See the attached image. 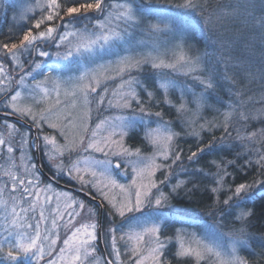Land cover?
Segmentation results:
<instances>
[{
    "label": "snow or ice",
    "instance_id": "1",
    "mask_svg": "<svg viewBox=\"0 0 264 264\" xmlns=\"http://www.w3.org/2000/svg\"><path fill=\"white\" fill-rule=\"evenodd\" d=\"M5 7L0 0V10ZM172 7L182 11L153 7L151 0H36L20 15L33 21L22 38L0 43V110L6 117L0 124V264H252L242 249L257 264L264 260V251L251 247L246 222L253 213L243 207L254 189H264V0H232L212 10L207 0H182ZM149 16L168 19L153 22ZM229 25L234 34L225 37L221 30ZM197 28L212 53L190 43ZM237 49L242 57L234 55ZM33 53L51 62L31 59ZM10 64L17 75L9 72ZM146 70L154 90L140 78ZM174 75L191 82L180 86ZM222 81L230 85L225 110L204 119L200 113L212 107L209 98ZM254 82L261 88L258 100L248 87ZM177 91L174 101L170 93ZM250 103L261 107L248 109ZM161 104L175 109L181 131L162 111H151ZM253 121L261 126L249 130ZM138 124L150 153L125 143ZM203 133L212 140L201 144ZM182 134L197 140L187 156L193 164L206 150L235 152L234 159L211 160L214 172L188 174L211 177L205 191L220 207L202 235L184 228L171 236L162 232L170 199L200 191L195 181L173 171L183 154L177 143ZM33 150L43 153L53 172L47 182ZM179 167L188 173L182 161ZM230 167L243 175L254 170L260 178L226 183L236 180ZM63 176L88 189L99 204L86 205L55 187ZM100 208L107 209L106 227L97 218ZM226 215L241 226L225 233ZM98 231L108 236L104 256L98 253Z\"/></svg>",
    "mask_w": 264,
    "mask_h": 264
},
{
    "label": "trees",
    "instance_id": "2",
    "mask_svg": "<svg viewBox=\"0 0 264 264\" xmlns=\"http://www.w3.org/2000/svg\"><path fill=\"white\" fill-rule=\"evenodd\" d=\"M181 2L182 0H151V5L156 8H170L171 11L175 13L182 10L176 9L172 6L175 4H179ZM201 2H203V0H201ZM230 2H232V0H207V7L208 10H212L215 8L225 7L229 5ZM157 18H159V16L148 17V19L152 21L156 20ZM228 29H229L228 31L221 30L222 34L225 37L233 36L234 29L232 28V26L229 25ZM219 34L220 33L212 34L213 39H215L216 36ZM190 35H191L190 43L194 46L195 50H198L200 53H203L205 51H207L208 53L213 52V48L208 47L210 43L209 39L206 37L204 33L200 31L199 28H197L195 32L190 33ZM234 55L242 57L244 53L242 50L237 49V51L234 52ZM176 80L181 81V84L183 85L186 81L188 83L191 82L188 81L187 78L182 76H178ZM222 83L224 86L222 88L218 87L217 90L209 98V103L212 105V107L211 108L206 107L200 113V115L204 119L212 120L214 117L219 118V112H217L216 109H219L220 112L225 110V106L229 100L227 93L230 88V85L228 84L227 81H222ZM152 84H153L152 81L148 83L149 88H151L150 85ZM248 87L249 89H251L250 94H254L255 98L258 100L261 91L260 85L254 82L250 84ZM171 94L173 96L174 101L178 99V95H179L178 91L173 92ZM260 107L261 105L258 103L256 104L250 103L248 105V109L251 110H255ZM166 108L169 109L167 110ZM161 110L164 113L165 120L173 122L174 130L177 129V131H181V125L177 123V116L175 109H172L168 106L165 107L162 106ZM3 119L5 118H0V122H2ZM201 122H203V120ZM237 126H239V124H237ZM260 126L261 125L257 121L250 122L249 130H255ZM202 135H203V141L200 142L201 144L212 140V134L203 133ZM214 135L218 138L222 135V132L220 130H217L215 131ZM233 136H235L234 132H233ZM177 143L179 144L180 148L183 149L181 161L183 162V168L188 169V173L181 171V168L179 167L181 161H178L177 165L173 166V171L175 173H178L181 176V178H190L191 180L195 181L199 185L200 191L196 195H185L182 193L181 195L173 196L170 199L169 206L163 210L164 214L168 217V221H167L168 226L165 229H163L162 232L165 235L171 236L173 235L175 229L184 228L187 231L202 234L206 231L205 229H207L208 226H212L214 220L218 218L220 207L213 205L212 200L209 199V193L205 191V189L212 183L211 177L205 175L189 176L188 174L192 173L196 169H203L204 172H214L215 169L209 166L211 160H220V159L231 160L235 158V152L225 149L224 151H219V152L214 151L212 153H209L206 150L204 154H201V159L199 160V162L193 164L187 160V156L190 154V151H194L196 149L197 147L196 138L191 136H185L182 134L181 137L178 139ZM226 143L231 145L233 141L232 139L226 137ZM241 163H243V161H237V164H241ZM46 170L49 173V175L52 177L53 176L52 170H50L49 168H46ZM229 171L232 172L233 176H236V180L235 182L228 180L226 181V183H240V182H244L245 180L250 181L253 178H260L259 175L254 170H249L246 175L238 173L231 167L229 168ZM44 180L46 182L48 181L46 179ZM56 180L78 189L75 185L62 180L59 177L56 178ZM165 191H168V189H165ZM253 191L255 193L253 200L251 202L244 204L243 207L245 210L250 209L253 213V215L246 222L247 232L249 234L251 247L252 249L255 250L256 253H261L262 251H264V249L262 250L259 246V244L264 243V189H254ZM75 195L79 196L78 194ZM223 198L226 197L222 196L221 199ZM83 199L86 201L87 204L96 205L95 203L85 198ZM227 210L230 209H226V211ZM240 210L241 209H236L237 212H239ZM106 211L107 209L103 208L102 224L105 227L108 224V217L105 215ZM145 211H147V209H145ZM210 212L212 213V215H209ZM184 218H188V221H184ZM240 226L241 225L236 222L235 216L226 215L222 230L225 233H228L236 228H239ZM102 234L104 236V239L106 240L105 238L106 233L102 232ZM169 248L171 249L172 245H169ZM245 251L247 250L244 249L241 250V252H245ZM247 254H249L248 251ZM169 257L171 259L170 255ZM247 258L252 262V264H257L256 258H254L252 255L249 254ZM173 264H177V262L173 261ZM259 264H264V260H260Z\"/></svg>",
    "mask_w": 264,
    "mask_h": 264
},
{
    "label": "rangeland",
    "instance_id": "3",
    "mask_svg": "<svg viewBox=\"0 0 264 264\" xmlns=\"http://www.w3.org/2000/svg\"><path fill=\"white\" fill-rule=\"evenodd\" d=\"M35 2H36V0H5L6 7H5V9L0 10V43L13 42V41L18 42L19 39L22 38L23 31H25L26 28L28 26H30L33 21H32L31 18H29L27 21H22L20 19V15L24 11L25 8H27L28 6L34 5ZM35 15L38 17L39 10H36ZM30 16H31V14H30ZM167 19H168V17H160L159 16V18H157L153 22H157V21L163 22V21H165ZM138 38H142V39H145V40L149 39L147 36H142V37H138ZM160 38L161 39H166L167 37H166V35L161 34ZM46 50L49 51V52L57 51V49H55L54 47H47ZM60 50L62 51V49H60ZM31 59L44 60L45 63H50L51 62L50 60H47L46 58H42V57L36 56L35 53H33V56L31 57ZM13 68H14V65L10 64L9 65V72L12 75H17V73L19 72V69H16L15 71H13ZM26 70H27V66H26ZM20 74L22 75L23 73H20ZM55 74L56 73H53V75H55ZM64 75H66V74H64ZM177 77L178 76L174 75L173 78L176 80ZM18 78H19V76H17V79ZM140 78H141L142 81L144 79L143 82L149 88L148 83H150L152 81L151 72L146 70L145 73L140 75ZM38 79H43V77L42 76L38 77ZM27 82L30 84L31 83V79L29 78ZM177 83H178V85L183 86V84H181V81H177ZM150 86H151V88H149V90H154L153 89V84L150 85ZM170 95H171V98L173 99V96H172L171 93H170ZM141 97L144 100L147 99V97L143 94V92H141ZM157 99H160V97L157 96ZM162 106L165 107V105H163V104H161L159 106H153V107H151V111H153V112L162 111L161 110ZM189 106L194 108V105H192V104H190ZM134 107H135V105H134ZM166 109L168 110L169 108H166ZM0 112H3V110H0ZM110 114H113V113H111V112L104 113V115H110ZM115 114H119V113H115ZM124 114L127 115V114H130V113H124ZM94 118H95V113H94ZM157 119L158 118L155 117V116H152L150 118V120H152V121H156ZM163 119L165 120L164 116H163ZM10 122H12V121H10ZM0 124H2V122H0ZM150 126L151 127H156V124L152 123ZM0 130H2V129H0ZM45 131H49V130L45 129ZM144 131H145V128H144L143 124H138L133 130H131L129 132L128 137L125 140L126 145L131 146L133 148L140 147L142 149V151H144L145 153H150V151H151L150 147H146L145 146V141L143 140ZM175 131H177V129ZM16 155H19V153H17ZM31 155L33 157V161L35 162L33 151L31 153ZM0 163H2V161H0ZM157 176H160V174L157 173ZM59 178L64 180V181H66V182H68V183H71V184L75 185L78 189H80V186L76 183V181L70 179L68 176H63V177H59ZM118 178L121 179V182H126L127 181V178H125V177H118ZM55 187H57V186H55ZM57 188L61 189L59 187H57ZM62 190H64V189H62ZM83 191L89 193L88 189H84ZM76 197L78 199H80V200H83L85 202V204L87 205L86 201L82 197H79V196H76ZM129 215H131V214H129ZM97 218L99 219V212H98V217ZM178 218H180V217H178ZM184 221H188V218H184ZM210 227L211 226H208L207 229H205V230L206 231L209 230ZM61 234L63 236V231L62 230H61ZM105 238H106V240L104 239V236L102 234L103 246H105L106 242L108 241L107 234H106ZM227 242L228 241L226 240L225 243H227ZM97 244H99V240L97 241ZM261 245L262 244H259L260 248L263 250L264 248H262ZM98 253L101 256H103V252H102V250L100 248V245L98 246ZM240 254L242 256H245V257H247L249 255V254H247V251L240 252Z\"/></svg>",
    "mask_w": 264,
    "mask_h": 264
},
{
    "label": "water",
    "instance_id": "4",
    "mask_svg": "<svg viewBox=\"0 0 264 264\" xmlns=\"http://www.w3.org/2000/svg\"><path fill=\"white\" fill-rule=\"evenodd\" d=\"M0 118H6L4 116V113H0ZM8 119L10 120H13L15 121L17 118L16 117H7ZM35 131V130H33ZM33 153H34V159H35V162L38 164V166L40 167V171H41V174H42V177L49 180L51 178V176L49 174H47L44 169L42 168V165H41V157H40V152L36 151V150H33ZM55 186L59 187V188H62V189H65V190H68V191H71V192H74L78 195H80L81 197L95 203V204H99V201L98 200H92L90 195L85 192V191H81V190H78L72 186H69V185H66L64 183H61L57 180H55ZM102 218H103V208H100L99 209V222L102 224ZM98 234L100 235V239H99V243H100V246H101V249H102V252L104 255H106V253L103 251V242H102V232H99L98 231Z\"/></svg>",
    "mask_w": 264,
    "mask_h": 264
},
{
    "label": "bare ground",
    "instance_id": "5",
    "mask_svg": "<svg viewBox=\"0 0 264 264\" xmlns=\"http://www.w3.org/2000/svg\"><path fill=\"white\" fill-rule=\"evenodd\" d=\"M40 157H41V165H42V168L44 169V171H45L47 174H49V173L47 172L46 168H49L50 170H51V168H50V166L47 164L46 159L44 158V155H43V153H41V152H40Z\"/></svg>",
    "mask_w": 264,
    "mask_h": 264
}]
</instances>
